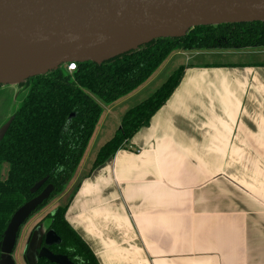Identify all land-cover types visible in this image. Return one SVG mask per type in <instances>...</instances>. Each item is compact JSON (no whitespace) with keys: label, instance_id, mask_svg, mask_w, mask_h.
I'll use <instances>...</instances> for the list:
<instances>
[{"label":"crops","instance_id":"obj_1","mask_svg":"<svg viewBox=\"0 0 264 264\" xmlns=\"http://www.w3.org/2000/svg\"><path fill=\"white\" fill-rule=\"evenodd\" d=\"M185 68L150 124L95 169L85 156L53 202L98 264H264V68Z\"/></svg>","mask_w":264,"mask_h":264},{"label":"trees","instance_id":"obj_2","mask_svg":"<svg viewBox=\"0 0 264 264\" xmlns=\"http://www.w3.org/2000/svg\"><path fill=\"white\" fill-rule=\"evenodd\" d=\"M262 49L264 22L199 26L183 38L158 39L102 65L75 63L73 72L64 66L17 85L26 94L0 139V243L20 207L52 185L54 194L34 213L37 214L60 197L73 181L100 123L101 104L113 106L142 89L177 53ZM185 70V67L178 69L150 99L126 114L120 131L99 151L94 169L150 124L180 85ZM4 164L9 165L5 180L1 178ZM45 178L48 180L42 190L31 194L35 184ZM65 215L63 207L48 215L49 230L62 241L50 251L68 257L73 264H98ZM36 264L50 263L40 259Z\"/></svg>","mask_w":264,"mask_h":264},{"label":"water","instance_id":"obj_3","mask_svg":"<svg viewBox=\"0 0 264 264\" xmlns=\"http://www.w3.org/2000/svg\"><path fill=\"white\" fill-rule=\"evenodd\" d=\"M248 22H264V0H0V86L75 63L102 65L155 40L183 38L199 26ZM47 180L30 193H39ZM53 194L49 185L14 213L0 243V264H16L21 228ZM30 241L28 264H73L50 251L62 243L53 230Z\"/></svg>","mask_w":264,"mask_h":264},{"label":"rangeland","instance_id":"obj_4","mask_svg":"<svg viewBox=\"0 0 264 264\" xmlns=\"http://www.w3.org/2000/svg\"><path fill=\"white\" fill-rule=\"evenodd\" d=\"M194 54V55H193ZM189 53V55H179L172 57L168 62H166L161 69L156 73L155 77L149 81L138 93H135L126 99H123L113 106H107L101 104L103 108V114L96 129V135L93 138L90 147L86 152L88 156V164L91 165L98 154L99 149L106 143L111 141L115 134L120 131L122 122L126 114L138 107L141 103L150 99L168 80L169 78L180 68L186 67L187 65H206V64H240V65H256L257 67L264 68V51H247V52H236V53ZM229 54V55H224ZM235 54V55H231ZM193 55V56H190ZM74 66V65H73ZM228 83L236 84V79L234 76L232 78H226ZM231 79V82H230ZM26 92L17 86H1L0 87V139L3 137V128L10 121L15 111L19 108L22 103L23 97ZM206 96V92L203 93ZM232 101H238V96H233ZM216 104H219L218 102ZM237 105V104H236ZM221 115V114H220ZM86 159V158H85ZM85 161V160H84ZM1 178L5 180L9 173V165L4 164L2 166ZM56 200V199H55ZM49 205L39 211L37 214L32 215V217L26 222V224L21 228L17 240V246L13 253V259L16 264H24L25 257L27 255L28 244L31 243L32 237L44 238L51 225V220L48 218L49 214H53L57 209ZM42 211L47 213L43 215L39 220V216L42 215ZM37 220V222H35ZM31 235L29 236L27 228H29L31 223H34ZM30 233V232H29ZM29 236V237H28ZM28 264V262H27Z\"/></svg>","mask_w":264,"mask_h":264},{"label":"built area","instance_id":"obj_5","mask_svg":"<svg viewBox=\"0 0 264 264\" xmlns=\"http://www.w3.org/2000/svg\"><path fill=\"white\" fill-rule=\"evenodd\" d=\"M67 70H68L69 72H73V71H75V65H74V66H73V65L68 66V67H67Z\"/></svg>","mask_w":264,"mask_h":264},{"label":"flooded vegetation","instance_id":"obj_6","mask_svg":"<svg viewBox=\"0 0 264 264\" xmlns=\"http://www.w3.org/2000/svg\"><path fill=\"white\" fill-rule=\"evenodd\" d=\"M263 51H264V49H263ZM230 53H236V52H230ZM44 189H45V188H44ZM44 189H43V190H44ZM43 190H42V191H43ZM42 191H41V192H42ZM41 192H40V193H41ZM38 195H39V194H38ZM38 195H37V196H38ZM33 215H34V214H33ZM42 247H44V244H43ZM50 250H51V249H50Z\"/></svg>","mask_w":264,"mask_h":264}]
</instances>
